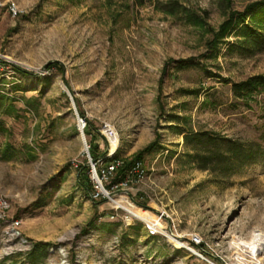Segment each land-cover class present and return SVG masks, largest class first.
<instances>
[{"label": "rangeland", "instance_id": "1", "mask_svg": "<svg viewBox=\"0 0 264 264\" xmlns=\"http://www.w3.org/2000/svg\"><path fill=\"white\" fill-rule=\"evenodd\" d=\"M154 1L0 0V150L13 151L0 160V264H30L34 242L50 243L34 264H264V253L257 261L248 249L264 235V154L234 172L201 170L170 118L183 116L182 129L258 140L264 96L239 104L231 82L264 74V51L207 49L206 29L223 21L226 0H178L205 28L163 12L157 1L167 0ZM251 1L228 6L242 10ZM188 58L208 72L174 68ZM54 61L62 71L47 68ZM105 126L117 138L114 152ZM153 141L139 159L140 180L124 186L113 176L95 199L78 184L79 164L89 165L92 181L91 142L99 157L131 159Z\"/></svg>", "mask_w": 264, "mask_h": 264}, {"label": "trees", "instance_id": "2", "mask_svg": "<svg viewBox=\"0 0 264 264\" xmlns=\"http://www.w3.org/2000/svg\"><path fill=\"white\" fill-rule=\"evenodd\" d=\"M135 1L139 5L144 4L146 1L155 2L154 0ZM229 3L230 0H226L227 12L218 28L206 29L210 34L209 39L206 41L207 49L211 52H216L220 44L226 43L229 50L234 51L236 49L244 54H254L264 51V0L251 1L247 3L242 10H237L228 6ZM157 5L163 12L168 14L184 13L185 16L189 18V22L193 25L205 28L206 23L204 18L196 13L190 12L187 7L178 0H167L162 3L157 1ZM231 36L233 40L229 41L227 38ZM0 62L6 63L4 60H0ZM12 67L22 75L28 76L31 74V72L23 70L18 66L12 65ZM187 67H197L206 73L208 72L203 64L194 61L192 58L176 61L174 68L183 69ZM47 68H56L60 71L63 70V67L56 61L48 63ZM217 77H220V75H217ZM185 91L187 94H195L199 89H186ZM231 93L233 98L237 100V103L249 106L252 102L257 100L259 95L264 96V74L250 76L237 82H231ZM160 107L163 108L162 103ZM170 118L172 119V126L180 130V134L183 136V142L188 155L191 156L193 162L201 170L221 174L234 172L258 160L260 156L264 154V132L260 135L258 140L241 141L239 139L229 138L216 131L194 129L190 125L182 129L180 124H182L184 120L183 116L172 113ZM1 129L0 123V130ZM86 134H91L88 129L86 130ZM155 145V141L149 143L143 149L137 151L131 159H122L117 154L110 158H106V162L115 159H120L122 161L116 168L114 181L122 179L132 163L135 160L143 159V156L150 152ZM10 146L11 145H7L3 150H0V160L12 158L13 151ZM95 147L94 145L92 146V142L89 144L91 158L96 162L99 156L95 153ZM89 169L90 167L86 163L78 165V184L84 191L92 195L95 188L89 178ZM49 245L50 243L34 242L26 255L30 264H34V261L40 257H45Z\"/></svg>", "mask_w": 264, "mask_h": 264}, {"label": "built area", "instance_id": "3", "mask_svg": "<svg viewBox=\"0 0 264 264\" xmlns=\"http://www.w3.org/2000/svg\"><path fill=\"white\" fill-rule=\"evenodd\" d=\"M13 14L16 13V11L14 9H12ZM81 128H84L86 122L80 118L79 119V123H78ZM105 128V135L107 138L111 139L114 138V133L112 132L111 129H109L107 126L104 127ZM111 155H102L100 156L97 161H93L92 159H90V165H91V170H92V183L94 185L95 191L92 193V197L95 199L97 197H100L102 195H105L104 188H103V183L104 182H108L112 179V177L114 176L115 172H116V168L119 164H121V160L120 159H115L112 160L110 162H106V158H110ZM112 157V156H111ZM98 165V172L96 171V168ZM146 171L144 169L143 166V162L141 160H135L131 167L129 168V170L126 173L125 178H122L124 180L121 181V183L124 186H127L128 183H133L137 180H140L141 178L144 177ZM113 186H117L113 185ZM148 230L151 234H155L157 232V225L151 223L148 226ZM193 238V242L195 244H198L200 239L197 236L192 237Z\"/></svg>", "mask_w": 264, "mask_h": 264}, {"label": "bare ground", "instance_id": "4", "mask_svg": "<svg viewBox=\"0 0 264 264\" xmlns=\"http://www.w3.org/2000/svg\"><path fill=\"white\" fill-rule=\"evenodd\" d=\"M79 140H80V143L82 144V146L85 148V139H84V137L82 135H79ZM116 148H117V138H114V140H111V151L114 152ZM115 203H117L118 204L117 206L121 207L127 213H129L131 216H133L135 218L142 219V220H145V221L153 220V221L156 222L157 225H160L159 221L151 213H142V214H140L138 211L135 210V207L130 202H126L124 204H120L119 201H115ZM257 236H261V237H259V240H258ZM167 237L177 247H181V246L185 245V242L182 241L181 239H179L178 235H171V234L168 233ZM255 237L257 238L256 241H259V244H257L256 246H251V247L248 246V249H251L250 253L255 257V259L257 261H261L262 255L264 253V235L258 233V234L255 235Z\"/></svg>", "mask_w": 264, "mask_h": 264}]
</instances>
